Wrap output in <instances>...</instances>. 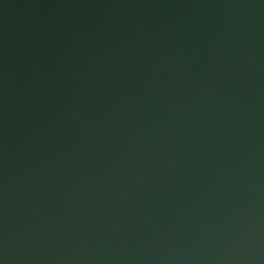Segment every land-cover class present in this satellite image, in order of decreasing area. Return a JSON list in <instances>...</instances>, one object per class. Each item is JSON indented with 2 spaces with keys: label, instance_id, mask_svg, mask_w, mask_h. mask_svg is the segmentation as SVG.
I'll list each match as a JSON object with an SVG mask.
<instances>
[{
  "label": "water",
  "instance_id": "obj_1",
  "mask_svg": "<svg viewBox=\"0 0 264 264\" xmlns=\"http://www.w3.org/2000/svg\"><path fill=\"white\" fill-rule=\"evenodd\" d=\"M0 264H264V0H0Z\"/></svg>",
  "mask_w": 264,
  "mask_h": 264
}]
</instances>
